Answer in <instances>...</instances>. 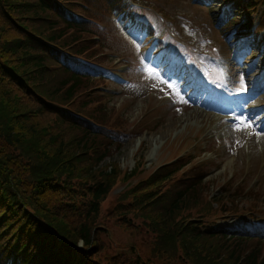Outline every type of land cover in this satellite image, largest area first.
<instances>
[{
	"label": "trees",
	"instance_id": "trees-1",
	"mask_svg": "<svg viewBox=\"0 0 264 264\" xmlns=\"http://www.w3.org/2000/svg\"><path fill=\"white\" fill-rule=\"evenodd\" d=\"M223 1L217 26L224 34L262 31L264 9L258 26L254 13L264 0ZM133 2L138 1L0 0V264H104L94 258L102 247L94 221L117 170H103L100 164L108 155L105 146L125 136L116 112L106 124L101 30L108 15L126 14ZM87 108L102 123L83 112ZM48 115L62 124L42 121ZM63 124L70 127L69 135L80 137L77 144L66 140L59 128ZM92 149L100 152L90 157ZM189 161L179 159L128 190L133 199L125 202L129 211L123 210V222L152 237L144 254L140 246L132 250L128 264H264V236L217 224L219 218L240 214L239 201L208 209L198 222L177 219L201 197L206 173L199 166L187 170L183 187L172 186L164 198L160 190L148 194ZM231 188L223 190L232 199L245 191ZM133 211L141 217L139 224Z\"/></svg>",
	"mask_w": 264,
	"mask_h": 264
},
{
	"label": "rangeland",
	"instance_id": "rangeland-1",
	"mask_svg": "<svg viewBox=\"0 0 264 264\" xmlns=\"http://www.w3.org/2000/svg\"><path fill=\"white\" fill-rule=\"evenodd\" d=\"M137 1L142 6L128 13L134 20L111 14L105 18L101 30L104 74H111L114 69L119 78L118 81L107 76L104 79L103 101L109 113L106 124H112L110 116L116 112L124 121L121 128L125 136L118 143L109 142L105 146L108 155L100 164L103 170L109 171L111 166L117 170L114 187L94 221L97 239L102 244L94 258L104 264H121L131 258L128 264L133 261L135 247L139 250L140 246L144 254L152 244L151 235L123 222L126 220L123 210L128 209L125 202L133 199V194L127 192L144 185V181L157 175L163 167L177 164L175 161L181 155L189 154L191 162L169 181L159 184V189L156 187L148 193L160 190L163 192L160 197L164 198L172 186L177 185V190L183 187L179 185L185 184L188 166L203 163L208 176L203 179L201 197L198 202L188 204L177 219L198 222L201 213L218 209V204L227 203L230 207L234 201H239V208L254 203L260 205L259 211L264 209V135L256 134L260 128L229 121L217 113L220 110L213 100L190 82L197 79L206 84L207 78L221 81L227 96L236 100L237 114L242 119L261 120L264 117V28L256 34L251 31L224 34V29L217 26L224 14L223 5L227 4L223 0H212L210 5L214 7L198 5L195 0ZM262 8L261 5V10L254 13L257 26L262 21ZM145 24L149 25L148 30ZM237 60L240 65H235ZM232 66L233 71L226 73ZM251 68L253 81L249 84L247 73ZM208 85L214 86L211 81ZM242 102L246 103L244 113L240 112ZM87 109L83 112L101 122ZM49 119L51 126L62 124L53 115L42 121ZM59 128L67 136L66 140L79 142L80 137L74 136L75 133H67L68 125ZM98 152L100 149H92L88 156ZM132 170L134 173L129 175ZM238 185L245 190L246 186L253 188L246 192L247 197L243 194L229 198L230 191L226 194L223 188L232 187L233 192ZM125 193L126 199L120 200ZM132 216L134 222H141L137 211ZM233 216L219 218L217 224L242 227L239 223L233 224ZM100 225L105 228L103 232ZM254 227L258 232L264 230V221H257ZM262 244L264 248V241ZM78 246L82 247L81 241ZM177 253L181 254L180 250Z\"/></svg>",
	"mask_w": 264,
	"mask_h": 264
},
{
	"label": "snow or ice",
	"instance_id": "snow-or-ice-1",
	"mask_svg": "<svg viewBox=\"0 0 264 264\" xmlns=\"http://www.w3.org/2000/svg\"><path fill=\"white\" fill-rule=\"evenodd\" d=\"M187 103V101H185ZM177 111L179 112L180 109L177 108ZM240 123L245 124L246 127L252 128V127H258L260 128V131L256 133L257 135H264V127H261L262 124H264V117L261 118V120H255L253 117H248L247 120L241 119Z\"/></svg>",
	"mask_w": 264,
	"mask_h": 264
},
{
	"label": "bare ground",
	"instance_id": "bare-ground-1",
	"mask_svg": "<svg viewBox=\"0 0 264 264\" xmlns=\"http://www.w3.org/2000/svg\"><path fill=\"white\" fill-rule=\"evenodd\" d=\"M254 69H250V72H248L247 73V78H248V82H249V84H251L252 82L251 81H253V78L251 77L252 76V71H253ZM255 75V74H254Z\"/></svg>",
	"mask_w": 264,
	"mask_h": 264
}]
</instances>
